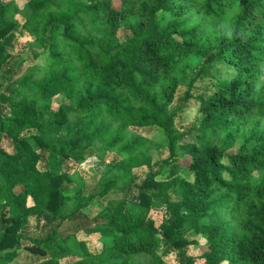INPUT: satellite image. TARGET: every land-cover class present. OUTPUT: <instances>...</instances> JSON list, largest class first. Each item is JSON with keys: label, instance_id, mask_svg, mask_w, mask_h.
<instances>
[{"label": "trees", "instance_id": "trees-1", "mask_svg": "<svg viewBox=\"0 0 264 264\" xmlns=\"http://www.w3.org/2000/svg\"><path fill=\"white\" fill-rule=\"evenodd\" d=\"M114 1L0 0V264H264V0H242L202 44L190 18L218 23L235 0ZM193 51L198 63L179 65ZM58 95L67 104L52 110ZM52 126L74 130L51 138ZM206 135L216 143L196 145ZM89 157L91 190L69 192L67 163ZM109 194L94 217L82 212Z\"/></svg>", "mask_w": 264, "mask_h": 264}, {"label": "rangeland", "instance_id": "rangeland-1", "mask_svg": "<svg viewBox=\"0 0 264 264\" xmlns=\"http://www.w3.org/2000/svg\"><path fill=\"white\" fill-rule=\"evenodd\" d=\"M242 0H235L234 6L231 9H228L226 12L225 17L218 23H209L204 19H200L198 16H192L190 18L191 22L195 25H197L201 31L199 43L202 44L205 39H207L212 34H219L221 33L225 26L229 23L230 18L233 17V15L237 12V9L240 5V2ZM139 2V1H138ZM117 0L114 1L113 7L117 8ZM122 29L119 30L118 34H122ZM199 55L198 52L193 51L187 58L183 59L179 65H188L190 68H193L199 61ZM174 77L180 78L175 72L173 73ZM209 83L207 79L204 78V80H197L193 83L192 92L194 95H198L201 93L202 89L204 88L205 84ZM184 90V86L181 85L177 88V91L175 93V96L182 93ZM67 104V101L64 99L62 95H58L53 98L51 102V109L56 110L58 104ZM196 117L195 109L189 108L185 113L181 115V117L176 121L177 122V130L179 132L183 131V128L188 126L192 120ZM44 120L51 121V115L44 114L43 115ZM247 126V125H244ZM243 126V128H245ZM251 126V125H249ZM74 130L73 126H65V127H56L52 126L47 129V131L51 134V138L57 137L63 138L66 135H70ZM128 132L137 136L142 137L146 142H155V143H161L164 144L163 136L160 134L159 131L155 129L150 128H133L129 127ZM217 136H208L205 137H199L198 140H196V145H201L203 143H216ZM57 139V140H58ZM239 145V141L236 142L235 147H233L231 150H228L226 153H233L235 150H237V147ZM148 154L150 155L152 160H155L157 158L156 153L154 150H149ZM95 161L94 157H89L85 159L84 162L80 163L77 166H72V163H67L68 168V175H69V181L65 183L66 188L69 192H71L73 189L77 188L81 184H86V191H90L91 189H88V184L92 183L91 176H87V172L84 171ZM189 163V159L187 157H184L183 159L179 160L178 164L181 168L186 169ZM50 170L54 173L63 172V168L58 165L56 161L55 156L50 157ZM132 172H134L138 179H141L145 173V167L144 166H137L131 169ZM15 192H19L20 188H15ZM111 198H115L114 194H109L107 197L102 199H96L91 202L89 206L84 208L82 212L91 219L94 217L98 212H100L104 206L108 203V200ZM28 203V202H27ZM124 211L127 213L128 216L136 217L138 214V208L134 204L130 202L125 203ZM149 215L154 220L155 226L158 225L161 214L159 211L156 210H150ZM77 238L79 240H83L87 242L88 250L92 252L94 250V244L95 239L93 237H86L83 235H78ZM187 238L190 240H195L196 242H199L198 246H188L185 248V251L187 255L189 256H196L197 250L201 249L204 250V247L200 245V236L188 234ZM88 258V257H87ZM163 261H165L167 264H175L174 257L172 255H168L163 257ZM19 264V263H18Z\"/></svg>", "mask_w": 264, "mask_h": 264}]
</instances>
